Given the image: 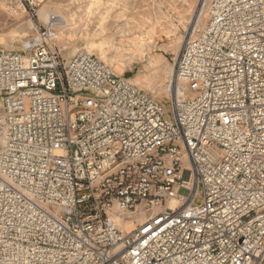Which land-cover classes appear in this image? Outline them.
<instances>
[{
    "label": "built area",
    "instance_id": "obj_1",
    "mask_svg": "<svg viewBox=\"0 0 264 264\" xmlns=\"http://www.w3.org/2000/svg\"><path fill=\"white\" fill-rule=\"evenodd\" d=\"M26 2L32 39L0 49V264H264V0H210L168 104L65 58Z\"/></svg>",
    "mask_w": 264,
    "mask_h": 264
},
{
    "label": "rangeland",
    "instance_id": "obj_2",
    "mask_svg": "<svg viewBox=\"0 0 264 264\" xmlns=\"http://www.w3.org/2000/svg\"><path fill=\"white\" fill-rule=\"evenodd\" d=\"M204 1L208 11L210 0H36L41 20L50 13L65 18L56 32L65 58L80 50L94 54L163 104L176 88L174 62L183 44L208 24L207 12L196 28ZM31 24L26 0H0V49L24 51Z\"/></svg>",
    "mask_w": 264,
    "mask_h": 264
},
{
    "label": "bare ground",
    "instance_id": "obj_3",
    "mask_svg": "<svg viewBox=\"0 0 264 264\" xmlns=\"http://www.w3.org/2000/svg\"><path fill=\"white\" fill-rule=\"evenodd\" d=\"M207 1V0H206ZM206 6H207V3H205V1L204 2H201V3H199V5H198V7H197V12H196V15H195V19H197V26H196V28L199 26V25H201V24H203V23H205V20L207 19V17H208V14H209V9H208V11L206 10ZM207 12H208V14H207ZM40 14V13H39ZM51 14L52 13H50V15H48V14H44V17H45V19H43L42 17V20H47L50 16H51ZM57 18H58V23H59V25H66L67 24V22H66V20H65V18L64 17H59V16H57ZM33 27H34V25L33 24H31ZM30 27V26H29ZM195 29V28H194ZM193 29V31H192V34L190 35V37H194L195 36V30ZM26 46H28V44H26ZM176 88H178V90H180L181 88H183V85H181V83H178L177 82V84H176ZM172 94H173V92H172ZM170 97H171V95H170ZM128 228H131V226H130V224H128Z\"/></svg>",
    "mask_w": 264,
    "mask_h": 264
}]
</instances>
